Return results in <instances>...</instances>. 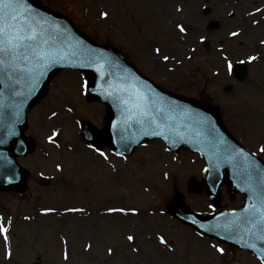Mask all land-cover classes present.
Instances as JSON below:
<instances>
[{
    "label": "rangeland",
    "instance_id": "1",
    "mask_svg": "<svg viewBox=\"0 0 264 264\" xmlns=\"http://www.w3.org/2000/svg\"><path fill=\"white\" fill-rule=\"evenodd\" d=\"M38 1L96 41L117 46L163 88L217 107L234 137L264 158V0ZM249 56L258 59L248 62ZM240 61L247 72L238 79L234 65ZM85 82L79 71L62 70L29 110L26 133L37 146L20 158L28 187L0 192V217L8 229L7 240L0 233V264H264L167 212L178 194L193 210L214 211L199 184L205 162L197 153L173 152L154 139L119 156L82 141V121L103 130L106 114L105 105L87 98ZM53 132L59 133L56 143L48 140ZM222 196L225 208L242 202L227 186Z\"/></svg>",
    "mask_w": 264,
    "mask_h": 264
},
{
    "label": "water",
    "instance_id": "2",
    "mask_svg": "<svg viewBox=\"0 0 264 264\" xmlns=\"http://www.w3.org/2000/svg\"><path fill=\"white\" fill-rule=\"evenodd\" d=\"M19 11L24 14L21 22L36 27L42 33V40L48 41L44 45L38 40L33 47L39 45L55 62L47 68L37 67L33 73L27 70L17 72L12 68L0 70V190L26 186L25 169L16 161L17 155L27 154L34 145L27 142L23 134L26 110L45 93L48 77L64 67L91 73L87 88L90 98L108 106L105 134L98 133L89 124L84 125L83 137L91 145L102 147L108 144L124 154L131 152L140 142L160 136L171 148L188 146L199 151L208 162L204 182L208 184L209 198L214 204L219 203L222 183L234 181L245 196L257 167L264 172V164L248 156L225 133L227 131L215 108L156 87L117 49L108 44L98 45L75 29L67 18L35 0H21ZM33 66L27 65L28 68ZM21 67L25 65L21 64ZM237 73H243L240 65H237ZM245 161L251 164V170L244 167ZM225 169L230 173L224 174ZM257 193L259 191L251 198L257 199ZM168 210L197 230L223 239L225 233L212 225L225 224L229 228L235 219V216L227 217L228 213L224 212L208 219L201 217L191 212L178 197L168 205ZM228 218L226 224L224 221ZM261 225H264L262 220L253 231L255 234H260ZM261 246L260 256L264 259V240Z\"/></svg>",
    "mask_w": 264,
    "mask_h": 264
},
{
    "label": "snow or ice",
    "instance_id": "3",
    "mask_svg": "<svg viewBox=\"0 0 264 264\" xmlns=\"http://www.w3.org/2000/svg\"><path fill=\"white\" fill-rule=\"evenodd\" d=\"M26 2V0H25ZM21 0H0V70H5L12 68L17 72H22L27 70L29 73H33L37 70V67L47 68L50 66V63H54L55 61L50 60V54L46 52L44 49L40 48L39 45L33 47L36 41H41L42 44L46 45L48 41L42 40V33L38 32L36 27L22 23L21 18L23 17V13L19 11ZM102 15L106 18L108 16L107 12L102 13ZM179 31L181 33L185 32L186 29L183 25H177ZM232 36H238V32H232ZM204 38L201 37V40ZM156 53H160L161 49L156 48ZM7 58V59H6ZM163 59L168 61L170 57L168 55H164ZM257 56H249L248 62H252L257 60ZM9 60L11 63H9ZM243 63V61H241ZM21 64L25 65V67H21ZM28 64H33L34 66L28 68ZM7 66V68H5ZM228 71H232L233 64L231 61L227 62ZM43 73L41 72V75ZM71 111V109H69ZM53 116L56 115L55 112L52 113ZM59 136V133L53 132L52 135L48 137L49 142L56 143V137ZM2 142V141H0ZM58 146V145H57ZM261 152H264V147L260 148ZM104 155L103 152L100 153ZM60 165H57L59 168ZM69 211H82V209H68ZM54 209H45V212H52ZM109 211H117V209H109ZM120 212H124L125 209H118ZM135 212V209H132ZM261 220L264 221V215H261ZM3 218L0 217V233L4 234V239L7 240V231L8 229L3 224ZM261 232H264V225H261ZM260 239H264V235L259 237ZM128 241H134L133 236L127 237ZM160 243L167 244V241L164 237H160ZM89 247H91L89 245ZM250 247H255L251 245ZM109 253L112 252V249H108ZM218 252L221 254L224 253L223 248H218ZM8 256L11 257V252H8ZM65 259H68V254L65 252Z\"/></svg>",
    "mask_w": 264,
    "mask_h": 264
},
{
    "label": "bare ground",
    "instance_id": "4",
    "mask_svg": "<svg viewBox=\"0 0 264 264\" xmlns=\"http://www.w3.org/2000/svg\"><path fill=\"white\" fill-rule=\"evenodd\" d=\"M161 190H163V189H161ZM220 264H223V263H220ZM245 264H251V263L247 262V263H245Z\"/></svg>",
    "mask_w": 264,
    "mask_h": 264
}]
</instances>
